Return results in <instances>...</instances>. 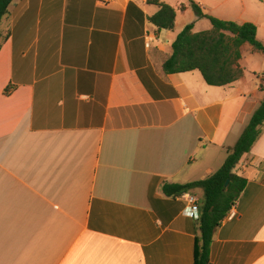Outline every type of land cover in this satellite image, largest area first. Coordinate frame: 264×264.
<instances>
[{"label": "crops", "instance_id": "obj_1", "mask_svg": "<svg viewBox=\"0 0 264 264\" xmlns=\"http://www.w3.org/2000/svg\"><path fill=\"white\" fill-rule=\"evenodd\" d=\"M160 1L176 9L173 31L150 23L160 8L148 0L12 3L0 26V264H195L199 221L162 187L223 166L264 100V54L246 47V74L226 87L163 66L187 25L212 29L191 2L256 25L264 44V0ZM234 173L248 185L210 264H264V127Z\"/></svg>", "mask_w": 264, "mask_h": 264}, {"label": "trees", "instance_id": "obj_2", "mask_svg": "<svg viewBox=\"0 0 264 264\" xmlns=\"http://www.w3.org/2000/svg\"><path fill=\"white\" fill-rule=\"evenodd\" d=\"M15 0H0V26L10 13ZM160 8L149 18L150 23L159 30L173 31L176 27L177 12L169 4L160 0H148ZM191 7L199 18L208 19L212 29L194 32L195 25L189 24L174 42L171 57L165 62L166 74H178L199 71L205 82L213 87H226L242 79L246 70L240 61L249 47L253 54H264V44L258 40V27L252 23L237 24L223 21L205 14L198 4ZM6 33L3 41L10 38ZM0 37L2 34L0 32ZM261 88H264V73ZM264 100L253 114L249 124L233 148L228 149V157L223 166L210 177L188 184H164L163 193L176 199L195 190L203 191L199 201L200 233L196 239L195 264H210V251L216 230L228 218L240 196L248 185V180L234 171L247 154H250L263 134ZM228 185L226 186V184Z\"/></svg>", "mask_w": 264, "mask_h": 264}, {"label": "built area", "instance_id": "obj_3", "mask_svg": "<svg viewBox=\"0 0 264 264\" xmlns=\"http://www.w3.org/2000/svg\"><path fill=\"white\" fill-rule=\"evenodd\" d=\"M179 198L186 203V207L183 210V215L185 217L199 221L200 219L199 200L195 196L189 193H185L181 195ZM230 215L231 213L229 214V216Z\"/></svg>", "mask_w": 264, "mask_h": 264}, {"label": "rangeland", "instance_id": "obj_4", "mask_svg": "<svg viewBox=\"0 0 264 264\" xmlns=\"http://www.w3.org/2000/svg\"><path fill=\"white\" fill-rule=\"evenodd\" d=\"M178 11H179V13L181 14V11H180V10H178ZM190 12H192V14H195L194 10H192V11H190ZM196 15H197V14H196ZM194 16H195V15H194ZM197 17H198V16H197ZM201 19H205V18H201ZM204 24H205V25H206V24L208 25L209 23H208L207 21L204 20L203 23H202V25H199V26H198V30L207 31V30L205 29V27L203 26ZM208 27H209V25H208ZM262 67H264V66H260L259 68H262ZM202 198H203V196H202ZM202 198H201V199H202Z\"/></svg>", "mask_w": 264, "mask_h": 264}, {"label": "water", "instance_id": "obj_5", "mask_svg": "<svg viewBox=\"0 0 264 264\" xmlns=\"http://www.w3.org/2000/svg\"><path fill=\"white\" fill-rule=\"evenodd\" d=\"M229 182H227L226 186L228 185Z\"/></svg>", "mask_w": 264, "mask_h": 264}]
</instances>
